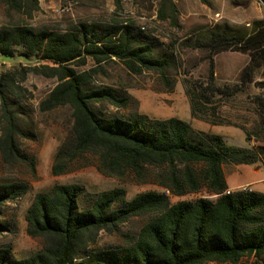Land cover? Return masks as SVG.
<instances>
[{
    "label": "trees",
    "instance_id": "trees-1",
    "mask_svg": "<svg viewBox=\"0 0 264 264\" xmlns=\"http://www.w3.org/2000/svg\"><path fill=\"white\" fill-rule=\"evenodd\" d=\"M163 1L170 3L169 15L162 9L160 19L173 18L177 13L173 0ZM0 4L9 16L23 18L0 26V54L19 53L39 61L0 72L3 162L26 164L36 173L35 160L17 140L19 104L14 98L23 90L17 78L25 82L35 74L58 81L40 110L68 107L72 112L70 133L55 155L53 174H64L69 162L91 155L101 174L121 180L131 176L143 183L148 169L158 168L157 183L163 189L129 200L124 188L91 193L80 184L55 185L34 197L25 216L28 235L40 240L42 249L16 259L12 247L0 243V264H237L246 256L264 255V193L246 189L226 194L223 170L225 165L264 161V147L231 146L221 135L197 131L179 118L160 120L141 114L121 118L97 108L107 104L125 109L131 103L128 94L93 84L91 74L101 64L119 60L134 74L148 70L165 77L172 56L158 54L154 39H145L133 24L111 19L34 27L27 20L41 10L39 0H0ZM114 5L121 9L122 0H114ZM241 41L225 30L214 31L194 41L193 47L217 54ZM247 45L257 56L258 41L250 39ZM90 60L96 67L81 71ZM186 94L192 116L207 120L193 91L186 89ZM201 191L208 196L195 201L172 203L168 195L180 198ZM28 192L27 183L0 182V237L16 232L14 221L7 219L8 205ZM133 218L146 221L137 233L121 234V227ZM102 232L120 234L122 245L99 247Z\"/></svg>",
    "mask_w": 264,
    "mask_h": 264
},
{
    "label": "rangeland",
    "instance_id": "rangeland-1",
    "mask_svg": "<svg viewBox=\"0 0 264 264\" xmlns=\"http://www.w3.org/2000/svg\"><path fill=\"white\" fill-rule=\"evenodd\" d=\"M39 1L41 10L27 20L34 27L116 19L133 24L137 30L145 27L144 38L154 39L156 52L172 56L165 77L148 70L134 74L119 60L101 64L99 71L91 74L93 84L112 87L131 97L125 109L98 105L105 115L129 118L141 114L160 120L179 118L197 131L221 135L231 146L264 147V61L261 54L264 53V0H173L177 13L166 20L160 19V10L168 16L170 3L163 0H122L121 9H116L114 0H72L70 12L63 14L57 12L61 5L59 0ZM12 19L23 20L19 15L9 16L0 4V26ZM223 30L242 40L241 43L217 54L193 47L194 41L201 36ZM250 39L258 41L261 47L255 57L254 50L247 45ZM38 64L39 61L26 60L19 53L11 57L0 54L1 73L11 72L19 65ZM95 67L90 60L80 70L89 71ZM16 82L23 89L20 97L14 96L19 104L17 140L23 152L36 163L34 174L26 164L6 165L0 154V182L29 185L24 197L8 205L7 219L14 221L16 232L0 237L1 244L12 247L16 259L42 249L41 241L28 235L25 216L34 197L50 191L55 185L80 184L91 193L124 188L129 200L140 193L163 191L157 183L158 168H149L147 181L143 183L135 182L131 176L121 180L101 174L91 155L69 162L64 174H53L55 155L70 133L72 112L68 107L49 112L40 110V103L57 85V79L29 74L25 82H19L18 78ZM186 89L193 91L196 106L207 120L192 116ZM1 115L0 101V130L3 127ZM223 170L232 187H252L264 193V161L250 166L225 165ZM254 181L257 183L246 186ZM168 195L172 203L208 196L205 191L180 198ZM145 221L146 218H133L121 227L120 233L135 234ZM122 243L120 234L105 232L97 241V245L104 248ZM237 264H264V255L246 256Z\"/></svg>",
    "mask_w": 264,
    "mask_h": 264
},
{
    "label": "built area",
    "instance_id": "built-area-1",
    "mask_svg": "<svg viewBox=\"0 0 264 264\" xmlns=\"http://www.w3.org/2000/svg\"><path fill=\"white\" fill-rule=\"evenodd\" d=\"M59 1L61 2V5H60V7L57 9V12L60 13V14L70 12L73 1H72V0H59ZM154 1H156V0H154ZM141 31H142V32H146V29H142V28H141ZM246 189H249V188H248V187H240V188L237 189V190H246ZM234 191H235V190H230V189H228V190L226 191V194L233 193Z\"/></svg>",
    "mask_w": 264,
    "mask_h": 264
},
{
    "label": "crops",
    "instance_id": "crops-1",
    "mask_svg": "<svg viewBox=\"0 0 264 264\" xmlns=\"http://www.w3.org/2000/svg\"><path fill=\"white\" fill-rule=\"evenodd\" d=\"M256 170H257V168H256ZM226 182H227V185H228V189H230V190H237L240 187H243V186L232 187L231 185H229V178L228 177H226ZM254 183H257V181L250 182V183L246 184V186L251 187V185H253ZM250 189L253 190L252 187ZM253 191H255V190H253Z\"/></svg>",
    "mask_w": 264,
    "mask_h": 264
},
{
    "label": "bare ground",
    "instance_id": "bare-ground-1",
    "mask_svg": "<svg viewBox=\"0 0 264 264\" xmlns=\"http://www.w3.org/2000/svg\"><path fill=\"white\" fill-rule=\"evenodd\" d=\"M142 29H146L145 27H142Z\"/></svg>",
    "mask_w": 264,
    "mask_h": 264
}]
</instances>
